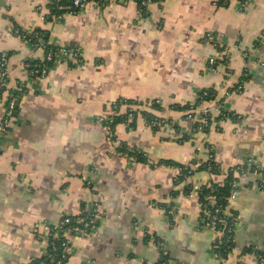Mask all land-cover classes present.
<instances>
[{
    "label": "crops",
    "instance_id": "1",
    "mask_svg": "<svg viewBox=\"0 0 264 264\" xmlns=\"http://www.w3.org/2000/svg\"><path fill=\"white\" fill-rule=\"evenodd\" d=\"M217 1L161 0L145 15L134 0L89 2L55 18L47 0H0V52L8 53V86L21 92L0 136V264L47 255L40 225L80 212L95 215L94 227L57 233L70 239L61 264H158L159 249L168 264H235L237 257L257 264L244 249L264 252V173H234L238 193L227 212L236 214L235 248L224 261L213 248L218 235L200 220L201 185L221 183L228 169L250 159L264 169V0L244 7L242 0ZM18 28L44 30L50 45L79 46L81 62L56 58L45 77L31 76L28 65L44 51L15 34ZM224 47L227 66L207 70ZM241 80L242 90L233 92ZM203 92L233 116L214 115L197 131L184 109L205 104ZM129 99L159 100L147 112L165 123L153 130L143 116L117 117L127 121L109 142L96 119L106 103ZM120 149L148 162L130 161ZM210 157L220 174L196 169ZM165 160L194 161L195 171L179 179L176 167L152 166Z\"/></svg>",
    "mask_w": 264,
    "mask_h": 264
},
{
    "label": "built area",
    "instance_id": "2",
    "mask_svg": "<svg viewBox=\"0 0 264 264\" xmlns=\"http://www.w3.org/2000/svg\"><path fill=\"white\" fill-rule=\"evenodd\" d=\"M100 1V0H99ZM107 1V0H102ZM223 3L227 0H221ZM48 2V10L49 13L57 18L61 17L65 14H76L82 11L85 6L89 3L87 0H47ZM90 2H95L91 0ZM157 2L160 3L161 0H137L135 3L137 5V12L139 15H145L147 13V7L150 3ZM247 4L246 0L241 1V7H244ZM14 33L20 36L23 40H25L32 48L38 50H43L44 42L39 37L38 33L33 32L31 37H27L25 34H21L19 29H15ZM263 34V33H262ZM211 35L207 34L206 39L210 38ZM34 39V41H32ZM223 50V51H222ZM221 56L219 57H210L208 59L206 69L214 70L218 66L226 67L227 66V54L228 50L224 47L222 49ZM44 51V50H43ZM246 57L247 53H243ZM56 58H60L61 61L67 63H80V48L76 47H58L55 51L52 49H47L43 56L44 64L35 65L34 68L29 70V73L33 77L43 78L46 76L49 67L47 63L54 61ZM7 64V56L4 51L0 52V103L4 105V112L0 117V136L4 133L8 132L10 129V123L13 118V115L16 110L17 101L21 92L17 89H12L8 86V74L6 70ZM30 66V65H28ZM243 81H239L232 88L233 92H240L242 90ZM207 92L202 93V100L205 104L201 105H188L184 110L186 112V117L195 119V127L194 130L207 129L213 116L222 117H231L233 113L226 110L223 107V103L220 99H215V97H208ZM130 101H111L106 103L105 111L102 115L97 117V122L103 127L105 131L106 140L109 142L117 141L115 127L118 124L126 122L123 120L125 117L129 119H135L137 116H143L144 113L148 111L149 108H152L153 105L160 106L159 100H151V101H141L137 99H129ZM121 106H126V111L123 114H120ZM124 116L123 119L116 121L117 117ZM155 119L147 121L145 119V124L149 127H159L161 124L165 123V118L155 116ZM119 155L130 161H136V157L133 152H129L128 150H119L117 152ZM195 169V165H191L190 168L185 172L186 177H189L193 174V170ZM178 173H180V169L177 168ZM246 171H250L252 174H260L264 173V169H261L255 160H248L243 165L236 166L233 169L234 173H244ZM238 193L237 182L234 181L232 184L229 193L227 195V201L234 198ZM213 196L210 198L209 206H200V218L202 219L203 225L215 232L218 237L213 244L214 250L221 244L222 242L229 241V237L227 238L225 234V226L228 216H231L229 212H227V205L224 208H221L219 205H214ZM220 213H224L226 216H220ZM95 224V215L92 213H84L80 212L73 216H65L63 217L59 223L55 224H41L40 228L42 234L47 237L48 244L50 249L53 252H56L60 255V258H65L68 252V248L70 245V239L67 236L58 237L57 233L63 232L65 234H83L88 232L90 229L94 227ZM226 227V226H225ZM233 229V228H232ZM228 232H231V228L228 229ZM149 239L154 240V242L160 247L161 241L155 238L152 235L148 236ZM233 241V238H230ZM230 251L228 256L232 253L233 249ZM251 253L255 256L257 264H264V253L259 254L256 250H251ZM218 256V253L215 252ZM227 256V257H228ZM226 257V258H227ZM240 257H237L235 264H240ZM225 259V258H224ZM222 259V261H224ZM52 264H61L60 259H51ZM38 264H43L40 262ZM158 264H168L167 255L164 250L159 249V259Z\"/></svg>",
    "mask_w": 264,
    "mask_h": 264
},
{
    "label": "trees",
    "instance_id": "3",
    "mask_svg": "<svg viewBox=\"0 0 264 264\" xmlns=\"http://www.w3.org/2000/svg\"><path fill=\"white\" fill-rule=\"evenodd\" d=\"M90 1L91 0H87V2H90ZM93 1H95V3H97L100 6H103L109 2V0H107V1L93 0ZM134 1L136 2L137 0H134ZM217 4L218 5H225V2L223 3L221 0H218ZM18 29H19L21 34H25L27 37H29V36L31 37L33 32L38 33L39 37L44 42V46H43L44 47L43 48L44 53L49 48L52 49L53 51H55L58 48V46L50 45L47 43V38L45 37L44 30H42V29L36 28V29L31 30V31H25V30H22L20 28H18ZM32 41H34V39H32ZM253 44L255 47H258L261 44V40L258 39ZM67 47H76V45L71 44L70 46H67ZM5 53H6V56L8 58V53L7 52H5ZM53 62L54 61L47 63V66L50 68L51 65L53 64ZM42 64H44L43 59L40 61L33 62L30 64L29 70L31 68H34L35 65H42ZM69 65H72V64H69ZM25 90L26 89H23L22 92ZM208 97H211V94H209ZM153 107L159 108L158 105H153ZM176 109H181V108L176 106ZM144 117L147 121H150V120L156 118L154 115H151L148 112L144 113ZM119 120H121V119L120 118L116 119V121H119ZM157 128L158 127H155V126L152 127L153 130H156ZM133 154L136 157V161L145 162V163L148 162V159L145 157L144 154L138 153V152H133ZM195 163L196 162L193 161V162H190L188 164H182V163H175V162H172L169 160H165V161H158L157 163L152 164V166L164 165V166L179 168L181 171H180V173H178L177 177H179V179H182V178L186 177L185 172L190 168L191 165H195ZM196 169L197 170L204 169V170H207L208 172H210L211 174H220L222 172L219 163H217L212 157H210L209 160H207L206 162L198 164ZM233 169H235V168H233ZM233 169H228L226 176L221 183L209 181L208 183L203 184L199 187V189H198V204L200 206H204V205L209 206L211 196H213L212 198L214 201V203H213L214 205H219L221 208H224L227 205V202H228L226 199L227 195L229 193V190H230L232 184L234 183V181H236V177H235V174L233 172ZM194 171H195V169L193 170V172ZM201 213H202V211L200 212V214ZM219 215L223 216V217L226 216L224 213H220ZM230 215L231 216H228L227 222L225 224L226 227L223 226L225 228V231H226L224 235H226L227 238L229 237V241L222 242L215 249V252L218 253V257L221 260L226 258L228 256V254L230 253V251L232 250V248L235 246L234 241H231L230 238H233V229L232 228L234 227V224L236 222V214L231 211ZM200 220L202 222L201 218H200ZM230 228H231V232H228V229H230ZM146 237L148 238V236H146ZM251 250H256V249L254 247H253V249L252 248L251 249L246 248V249H244V252L251 251ZM256 251L259 254L264 253L261 250H256ZM52 258L60 259L61 263H63L65 260V258H60V255L58 253L53 252L50 249V247H48L47 255L42 256L38 259H35L33 261V264H38L40 262H43V264H52V261H51Z\"/></svg>",
    "mask_w": 264,
    "mask_h": 264
}]
</instances>
